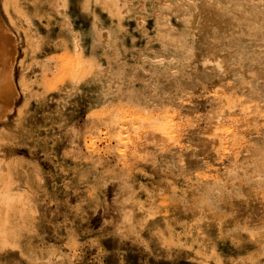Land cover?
I'll return each instance as SVG.
<instances>
[{"label": "rangeland", "instance_id": "1", "mask_svg": "<svg viewBox=\"0 0 264 264\" xmlns=\"http://www.w3.org/2000/svg\"><path fill=\"white\" fill-rule=\"evenodd\" d=\"M54 1L0 0L18 41L0 264H264V0ZM69 23L87 57L76 83ZM216 52L230 72L206 75ZM232 104L210 129L209 109ZM114 107L117 141L95 121Z\"/></svg>", "mask_w": 264, "mask_h": 264}, {"label": "bare ground", "instance_id": "2", "mask_svg": "<svg viewBox=\"0 0 264 264\" xmlns=\"http://www.w3.org/2000/svg\"><path fill=\"white\" fill-rule=\"evenodd\" d=\"M58 1V0H57ZM44 2V0H43ZM56 2V0L54 1ZM61 2V0H60ZM57 3V2H56ZM5 5V3H4ZM50 5V4H49ZM53 6V5H52ZM56 6V5H55ZM58 7V6H57ZM54 8V7H53ZM55 9V8H54ZM6 10H8V8H6ZM69 30L71 33V42H72V59L70 60V64H69V75L73 81V83L78 82V80L80 79L82 73L85 71V69L87 68V57L84 54V44H83V40H82V35L81 32L75 28L72 27L71 23H69ZM17 38L15 36V34L11 31V29L7 26L6 22L3 20L2 17H0V117H3L6 112H9L10 109L13 106L14 103V99L16 98V96L18 95V91L17 88L15 86L14 83V75H13V70H14V62H15V57H16V53H17ZM205 56V55H204ZM202 60V59H201ZM231 57L227 54H223L220 52H216V53H210L209 55H207V57L204 60L203 63V70H205L206 72H208L206 75L210 74L214 69H216V71H219L220 73H226L227 71L230 70V66H231ZM202 72V71H201ZM230 72V71H229ZM228 72V74H230ZM204 74V75H205ZM217 74V73H216ZM205 75V76H206ZM227 75V74H226ZM203 76V75H201ZM213 75L209 76L212 78ZM208 77V76H206ZM228 77V76H227ZM202 77H200L201 79ZM205 77H203L204 79ZM206 79V78H205ZM207 81H210V80ZM216 79V78H215ZM197 80V78H196ZM213 81V80H212ZM216 81V80H215ZM194 82V81H193ZM196 82V81H195ZM205 82V81H204ZM217 82V81H216ZM225 82V81H224ZM212 83V82H210ZM200 84V82H199ZM197 85V82H196ZM202 85V84H201ZM215 85V83H214ZM203 87V86H202ZM205 87V86H204ZM200 88V87H199ZM207 89V88H206ZM205 90V89H204ZM203 90V91H204ZM201 91V92H203ZM208 92V91H207ZM214 93V92H213ZM216 95V93H214ZM221 94V93H220ZM219 94V95H220ZM201 95V94H200ZM211 96V95H210ZM213 96V95H212ZM218 96V95H217ZM219 97V96H218ZM209 98V97H208ZM216 98V97H215ZM220 99V98H219ZM225 99V98H224ZM199 100H203V99H199ZM190 101V100H189ZM206 101V100H205ZM221 101V100H220ZM187 102V101H186ZM217 102V101H216ZM196 103V102H195ZM205 103V102H204ZM185 104V103H184ZM206 104V103H205ZM221 104V103H220ZM224 104V102H223ZM192 105V104H191ZM197 105V104H196ZM238 105V104H237ZM115 106V105H114ZM189 106V104H188ZM187 106V108H188ZM238 107V106H237ZM236 107V108H237ZM185 108V107H184ZM183 108V109H184ZM195 108V107H194ZM236 108L234 107V105L232 104V106H228L227 109H220L219 107H217L216 105H214L213 107H211L208 111V121L210 122L208 124L210 129H214L216 124L218 122H220L222 119V121L224 122V118L225 117H229L232 113H234L236 111ZM239 108V107H238ZM110 109V108H109ZM118 110V108H117ZM120 110V109H119ZM239 110V109H238ZM169 111V110H168ZM240 111V110H239ZM172 113V111H170ZM227 112H232L231 114H228ZM237 112V111H236ZM207 113V112H206ZM151 114V113H150ZM154 112L152 113L153 116ZM198 115V114H197ZM181 116V115H180ZM239 116V115H237ZM6 117V116H5ZM151 117V116H150ZM176 117V116H175ZM133 118V117H131ZM139 118V117H138ZM137 118V119H138ZM144 118V117H143ZM199 118V116H198ZM136 118H134V125L135 122H137ZM152 119V118H151ZM150 118H146L144 121L142 120L140 122V124H142L141 126L143 131L146 132V136L148 138H159V137H163L165 135V126H161V128H155L153 127L155 124V120H151ZM182 119H185L184 117ZM201 119V118H199ZM159 120V119H158ZM172 120V119H171ZM95 121L99 124V125H103L104 126V131L103 133H105L107 135V137L109 139H113V140H118L119 139V129H120V118L118 117V113H116V109L111 108L110 110L104 111V112H100L95 116ZM186 122V120H184ZM207 121V120H205ZM164 122V121H163ZM171 122V121H168ZM180 122V121H179ZM199 122V121H198ZM221 122L220 125L223 123ZM95 123V124H97ZM129 123V122H128ZM196 123V122H195ZM176 124V123H175ZM225 124V122H224ZM127 125V124H126ZM185 126V123L183 124ZM196 125V124H195ZM136 128H139L140 125L138 126L137 124L135 125ZM182 126V125H181ZM192 126V125H191ZM191 126H188L187 128H190ZM200 126V125H198ZM223 126V125H222ZM227 126H231V125H227ZM95 127V126H94ZM123 127H126L123 125ZM122 127V128H123ZM157 127V125H156ZM176 127V126H175ZM121 128V129H122ZM193 128V127H191ZM197 128V127H196ZM195 128V129H196ZM221 128V126H220ZM230 128V127H229ZM141 129V128H140ZM139 129V130H140ZM141 129V130H142ZM173 129V128H172ZM200 129V128H199ZM205 129V128H204ZM141 130H140V134H141ZM176 130V129H175ZM189 130V129H188ZM220 130V129H219ZM217 130V131H219ZM223 130V128H222ZM221 130V131H222ZM93 131V130H91ZM174 131V129H173ZM178 132L180 131L179 128L177 130ZM195 131V130H194ZM201 131V130H200ZM216 131V130H215ZM217 131H216V136H217ZM220 131V132H221ZM233 129H230L229 132H232ZM100 132V131H99ZM139 132V131H138ZM182 132V131H181ZM180 132V134H184L183 131L182 133ZM188 132V131H187ZM97 133V132H96ZM125 134V131L123 132ZM127 133V132H126ZM144 133V132H143ZM171 133V132H170ZM177 133V132H176ZM98 134V133H97ZM101 134V133H100ZM123 134V135H124ZM136 134V133H134ZM186 134V133H185ZM189 134V132H188ZM223 134V133H222ZM225 134V133H224ZM122 135V134H121ZM132 135V134H131ZM130 135V137H132ZM137 135V134H136ZM139 135V133H138ZM173 135V134H171ZM170 135V136H171ZM178 135V133H177ZM193 135V134H192ZM98 136V135H96ZM101 136V135H100ZM141 136V135H139ZM143 136V135H142ZM205 136V135H204ZM207 136V135H206ZM226 136V135H225ZM244 136V135H242ZM137 137V136H136ZM173 137L175 138V136L173 135ZM209 137V136H207ZM206 137V138H207ZM93 138V137H92ZM123 138V137H122ZM133 138V137H132ZM143 138V137H142ZM171 138V137H170ZM197 138V137H196ZM213 138V137H212ZM216 138V137H215ZM223 138V137H222ZM220 138V139H222ZM130 139V138H128ZM134 139V138H133ZM173 139V138H172ZM202 139V138H201ZM204 139V138H203ZM228 139V138H227ZM127 140V138L121 140L124 141ZM194 140V137H193ZM210 140V139H209ZM232 140V139H231ZM112 141V140H111ZM110 141V142H111ZM135 141V140H133ZM158 141V140H157ZM206 141V140H205ZM203 141V143L205 142ZM220 141V140H219ZM240 141V140H239ZM109 142V141H108ZM126 142V141H124ZM144 142V141H143ZM233 142V141H232ZM151 143V142H150ZM156 143V142H155ZM110 144V143H109ZM115 144V143H114ZM239 144V143H238ZM128 145V144H127ZM141 145V144H140ZM146 145V144H145ZM156 145V144H155ZM121 146V145H120ZM139 146V145H138ZM202 146V145H201ZM119 147V145H118ZM130 147V146H129ZM128 147V148H129ZM133 147V146H132ZM156 147V146H154ZM158 147V146H157ZM162 147V145H161ZM108 148V147H107ZM112 148V146H111ZM122 148V147H121ZM120 148V149H121ZM127 148V147H126ZM163 148V147H162ZM192 148V147H190ZM198 148V147H197ZM200 148V147H199ZM208 148V147H207ZM206 148V150H207ZM212 148V147H211ZM123 149V148H122ZM125 149V148H124ZM144 149V148H143ZM166 149V148H163ZM162 149V150H163ZM209 150H211L210 148H208ZM111 150V149H110ZM123 151V150H122ZM197 151V150H196ZM204 151V150H203ZM147 152V150H146ZM153 152V151H152ZM156 152V150H155ZM200 152V151H199ZM166 153V152H165ZM157 154H159L157 152ZM125 155V154H123ZM156 155V154H155ZM154 155V156H155ZM161 155H163L161 153ZM122 156V154H121ZM149 155H147L146 157H148ZM159 156V155H158ZM151 158V155L149 156ZM148 157V158H149ZM153 158V156H152Z\"/></svg>", "mask_w": 264, "mask_h": 264}]
</instances>
